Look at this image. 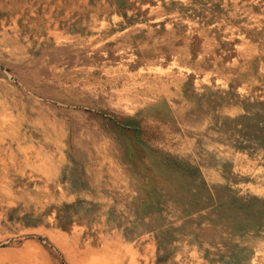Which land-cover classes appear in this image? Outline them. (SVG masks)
Wrapping results in <instances>:
<instances>
[{"label": "rangeland", "instance_id": "obj_1", "mask_svg": "<svg viewBox=\"0 0 264 264\" xmlns=\"http://www.w3.org/2000/svg\"><path fill=\"white\" fill-rule=\"evenodd\" d=\"M0 264H264V0H0Z\"/></svg>", "mask_w": 264, "mask_h": 264}]
</instances>
